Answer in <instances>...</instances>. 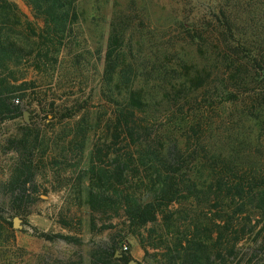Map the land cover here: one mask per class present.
<instances>
[{"label":"trees","instance_id":"16d2710c","mask_svg":"<svg viewBox=\"0 0 264 264\" xmlns=\"http://www.w3.org/2000/svg\"><path fill=\"white\" fill-rule=\"evenodd\" d=\"M25 2L43 21L42 29L24 20L16 5L0 0V125L20 119L32 105L29 91L37 86L27 78L30 71L45 74L54 83L64 49L72 57L67 67L76 71L81 67V56L72 48L79 0ZM205 3L207 7L197 12L200 16L192 17L187 8L193 0H179L173 7L174 25L186 38L180 47L150 48L147 53L143 43H133L131 33L137 21L144 20L137 11L143 12L145 3L137 7L138 0H131L132 6L114 12L101 59L99 92L111 108L109 136L102 144L90 145L88 131L76 124L64 149L73 159H83L91 147L90 160L69 178L60 170L56 179L68 178L57 188L65 186L67 191L72 184L75 205L91 213L93 232L118 233L108 243L94 245L86 256L43 258L38 264H130L120 243L126 235L139 238L143 232L149 238L155 234L159 241L150 247L166 248L159 264H229L236 258V245L264 223V164L245 155L247 143L237 141L245 134L246 123L264 117V0ZM186 48L193 53H183ZM52 117L57 119V113ZM214 117H222L227 125L223 133L212 123ZM184 135L186 143L180 140ZM224 136L237 143L230 141L226 149L217 146ZM7 144L16 160L1 189L12 210L26 215L42 188L38 177L46 169L48 141L26 124ZM199 166L204 171L195 172ZM176 205H195L209 214L190 218L186 210L176 221ZM3 212L0 207V221ZM115 219L122 221L110 223ZM257 236L264 250V226ZM45 237L81 244L76 236ZM259 263L264 264V257Z\"/></svg>","mask_w":264,"mask_h":264},{"label":"rangeland","instance_id":"374dc122","mask_svg":"<svg viewBox=\"0 0 264 264\" xmlns=\"http://www.w3.org/2000/svg\"><path fill=\"white\" fill-rule=\"evenodd\" d=\"M8 1L16 5L23 19L37 30L44 27L43 21L36 19L25 0ZM206 1L193 0V4L187 8L192 12V17L200 16L197 12L207 7ZM177 2L179 0H138L137 7L145 3L144 11H137L144 20L137 21L131 33L133 43H143L145 53L150 48L163 51L171 48L172 45L181 46V41L186 37L185 33L183 34L180 29L177 30L175 28L177 26L174 25L176 13L173 7H177ZM130 4L131 0H79L80 19L76 27L77 38L72 48L74 53L81 56V67L78 71L67 67L72 57L68 50L64 49L59 56L63 66L60 74L56 75L54 83H50L49 77L45 74L38 75L30 71L27 78L29 81H35L37 88L34 92L29 91L31 95L28 102L32 105L25 109L28 112V121L23 115L18 120L0 125V207L4 211V220L0 221V264H38L43 258L69 259L73 257L77 259L79 255L86 256L94 245L108 243L112 237L117 236V230L101 229L99 232H93L91 213L87 207L79 208L75 205L74 192L69 190L72 184L69 185L67 191L64 189L65 186L63 189L57 186L61 182H66L75 168L86 167L90 160L88 154L91 147L83 159L80 157L73 159L71 153L64 149L66 142L73 137L76 124L84 125L89 139L91 138L90 145L102 144L105 137L109 136L106 124L111 115V108L100 98L99 94L103 69L101 59L106 48L114 12ZM131 9L133 10V7ZM183 53H193V50L186 48ZM52 113H57V119H53ZM72 114L75 115L73 118L70 117ZM84 116L86 117L83 118ZM222 117H214L212 123L215 127L221 126L223 133L227 125H223L225 122ZM26 124L32 125L46 136L49 151L44 175L38 177V184L42 188L36 195L37 201L28 210L25 209L26 215L18 216L10 206L9 196L3 192L1 187L9 180L16 160V155L8 149L7 140L15 136ZM72 130L73 132L69 134ZM180 140L186 143L188 138L184 135ZM233 140L226 139L224 136L221 140H217V146H224L226 149V145L230 141L233 143ZM237 141L247 143L243 152L245 155L256 157L264 164V117L261 121L246 123L245 134ZM53 157H56L58 162H62V165L54 164ZM68 165L77 167L69 168ZM60 170H66L65 177L68 178L56 179ZM199 171H204L201 166L195 172ZM44 188H48V192ZM186 210L190 218L195 214H200L202 217L205 213L209 214L207 210L196 209L195 205L192 207L176 205L173 208V219L178 221L185 216ZM209 216L213 218V215ZM16 219L20 221L18 225H16ZM121 221L115 219L110 223L118 225ZM66 224L72 225L78 231H70ZM263 224L262 222L252 236H247L236 245V258L230 259L229 264H258L260 262L264 257V250L261 244L262 238H259L257 234L264 226ZM186 227L187 223H183V229ZM118 228L121 229L122 226ZM46 235L76 236L81 244L74 246L57 239L50 242L46 239ZM175 238L172 237L173 242ZM172 240L170 239L171 247L173 246ZM156 243L159 241L155 234L151 233V238H149L148 232H143V236L139 238L131 234L126 235L120 247L123 252L130 255V264H159L167 250L162 247L163 245L159 249L149 246ZM124 247H127V251Z\"/></svg>","mask_w":264,"mask_h":264},{"label":"water","instance_id":"95a60500","mask_svg":"<svg viewBox=\"0 0 264 264\" xmlns=\"http://www.w3.org/2000/svg\"><path fill=\"white\" fill-rule=\"evenodd\" d=\"M24 117H25L26 121H28V112H26V111L24 112ZM15 222H16V225H18L20 221L18 219H16Z\"/></svg>","mask_w":264,"mask_h":264},{"label":"built area","instance_id":"2783aa9c","mask_svg":"<svg viewBox=\"0 0 264 264\" xmlns=\"http://www.w3.org/2000/svg\"><path fill=\"white\" fill-rule=\"evenodd\" d=\"M124 250L127 251V247H124Z\"/></svg>","mask_w":264,"mask_h":264}]
</instances>
